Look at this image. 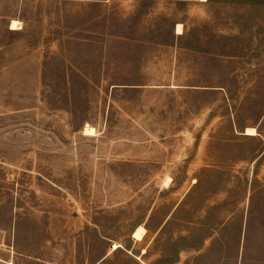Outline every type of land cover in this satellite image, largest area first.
I'll return each instance as SVG.
<instances>
[{"label": "rangeland", "instance_id": "obj_1", "mask_svg": "<svg viewBox=\"0 0 264 264\" xmlns=\"http://www.w3.org/2000/svg\"><path fill=\"white\" fill-rule=\"evenodd\" d=\"M0 264H264V6L0 0Z\"/></svg>", "mask_w": 264, "mask_h": 264}, {"label": "crops", "instance_id": "obj_2", "mask_svg": "<svg viewBox=\"0 0 264 264\" xmlns=\"http://www.w3.org/2000/svg\"><path fill=\"white\" fill-rule=\"evenodd\" d=\"M212 2H217L221 5L231 6V5H255V6H264V0H210ZM181 24V23H179ZM178 24V25H179ZM178 32H182V24L181 30Z\"/></svg>", "mask_w": 264, "mask_h": 264}, {"label": "bare ground", "instance_id": "obj_3", "mask_svg": "<svg viewBox=\"0 0 264 264\" xmlns=\"http://www.w3.org/2000/svg\"><path fill=\"white\" fill-rule=\"evenodd\" d=\"M16 27H17V21L14 20L13 23H12V28H16ZM178 30H181V24L178 25ZM87 129H88L89 132L92 133V132H93V129H95V128H93L92 126H89ZM247 132L253 134V133H255L256 131H255V128H253V127H248V128H247ZM144 232H145V228H144L143 226H139V227L135 230V232H134V236H135L136 238H138V239H141V238H143V236H144Z\"/></svg>", "mask_w": 264, "mask_h": 264}]
</instances>
